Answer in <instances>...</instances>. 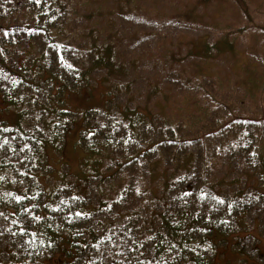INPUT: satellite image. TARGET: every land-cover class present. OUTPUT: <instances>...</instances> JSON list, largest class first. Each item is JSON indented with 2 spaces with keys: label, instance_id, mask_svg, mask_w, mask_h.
<instances>
[{
  "label": "rangeland",
  "instance_id": "374dc122",
  "mask_svg": "<svg viewBox=\"0 0 264 264\" xmlns=\"http://www.w3.org/2000/svg\"><path fill=\"white\" fill-rule=\"evenodd\" d=\"M54 1L62 6L50 7L54 16L66 12L58 25L73 57L79 54L81 64L83 51H90L91 45L101 48L96 69L87 73L91 59H86L82 67L73 61L78 72L87 74L82 85L61 79L56 85L48 82L44 87L46 97L39 100L45 113L39 114L34 99L28 100L26 95L35 96L31 93L23 92L16 106L7 103L0 93L3 126L32 129L36 124L50 138L54 121L49 114L55 109L78 114L69 120L58 148H45L46 167L37 172L36 179L46 193L51 194L63 182L74 192L90 196L97 205L118 198L120 186L136 182L138 189L149 190L148 197L158 196L166 192L164 187L184 181L188 165L193 176L189 180L201 181L222 198L229 200L240 190L244 192V187L264 191V134L260 131H264V0ZM31 5L21 6L13 18L0 22L12 26L14 19L17 30L35 27L36 31L40 25L28 18L31 13L41 16L45 7ZM28 36L19 34L21 44L11 49L17 54L40 55L35 43L32 52L29 49ZM104 46L112 49L110 68L107 63L111 57ZM178 84L185 85V90L176 87ZM189 89L194 96L181 97ZM115 103L122 108H138L148 117L158 116L164 130L175 131L179 139H197L191 146L195 159L186 162L177 158L169 163L168 154H164V161L151 168L162 176L155 181L136 168L132 169L138 172L135 177L118 173L116 152L91 149V140L80 142L82 131L108 124L105 115L116 117L119 109ZM24 112L28 113L23 121ZM88 112L94 116L85 120L82 116ZM208 122H213L211 130L215 129L206 138ZM259 125L263 128L255 135ZM254 135L260 136L256 145L259 162L254 158L255 163L249 164L239 157L237 149H247ZM199 155L202 159H196ZM199 172V177H194ZM229 225L228 235L214 238V264H264V218L244 214ZM238 240L249 244V249L255 247V255L249 251L241 254Z\"/></svg>",
  "mask_w": 264,
  "mask_h": 264
},
{
  "label": "trees",
  "instance_id": "16d2710c",
  "mask_svg": "<svg viewBox=\"0 0 264 264\" xmlns=\"http://www.w3.org/2000/svg\"><path fill=\"white\" fill-rule=\"evenodd\" d=\"M33 4L45 7L43 16L31 13L28 18L40 25L36 31L35 27L17 30L19 26L14 24V19L12 26L0 22V93L11 106L17 105L16 99L23 92L35 95L26 96L29 101L34 99L40 114L46 112L39 100L46 97L44 87L48 82L56 85L61 79L82 85L87 74L78 72L73 61L78 65L79 54L73 57L71 47L60 36L58 22L66 12L54 16L50 8L62 7L59 2L0 0V21L13 18L14 11L21 6ZM3 33L11 37L4 38ZM19 34L29 35V49L32 52L35 43L40 55L15 53L11 48L21 44ZM104 48L111 57L107 63L110 68L112 49ZM100 50L98 45H91L90 51H83L81 57L84 59L79 65L82 67L86 59L92 60L87 73L96 69ZM35 67H38L36 72L33 71ZM184 86L178 84L176 87L184 91ZM191 92L189 89L188 94L181 97L194 96ZM115 104L119 109L116 117L105 115L109 118L108 124L82 131L84 137L80 142L87 144L91 140V149L116 152L120 160L116 167L118 173L135 177L138 172L132 169L136 168L142 174L148 173L150 181H155L162 176L154 174L156 169L152 172L151 168H157L164 161V154H168L169 163L177 158L186 162L195 159L191 146L197 139H179L175 131L164 130L158 116L148 117L138 108H122ZM27 113L22 114L23 121ZM75 115L78 114L58 109L49 114L54 121L50 125L53 131L50 138L45 129L36 124L32 129L0 124V264H54L53 259L58 261L56 264H214V238L218 234L228 235L231 232L229 224L244 214L264 218L262 188L244 187V192L240 190L228 200L201 181L189 180L193 178L190 165L185 170L188 173L185 182L171 183L164 187L166 192L158 196L151 194L148 197L146 192L149 190L138 189L136 182L120 186L118 198L103 200L97 205L90 196L74 192L63 182L51 194L46 193L36 179L37 172L46 167L45 148H58L56 145L62 133ZM92 115L93 112H88L81 116L90 120ZM212 124L208 122V133L203 137L208 138L213 133ZM260 128L263 127L255 128V135ZM260 131L263 135V129ZM255 135L252 142L247 143V149H242L243 146L237 149L239 157L243 156L241 159H246L249 164L255 163L254 158L259 162L256 145L260 136L256 138ZM185 144L189 145L183 150ZM196 159H202L201 155ZM124 167L129 168L123 171ZM2 186H5L4 190H1ZM236 246L241 254L255 255L257 250L252 246L249 249L250 245L242 240H238Z\"/></svg>",
  "mask_w": 264,
  "mask_h": 264
},
{
  "label": "snow or ice",
  "instance_id": "6c2138e0",
  "mask_svg": "<svg viewBox=\"0 0 264 264\" xmlns=\"http://www.w3.org/2000/svg\"><path fill=\"white\" fill-rule=\"evenodd\" d=\"M21 231H23V229H21Z\"/></svg>",
  "mask_w": 264,
  "mask_h": 264
}]
</instances>
